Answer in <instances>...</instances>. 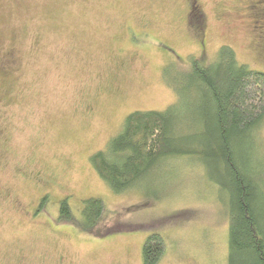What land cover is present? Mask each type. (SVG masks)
<instances>
[{
    "label": "rangeland",
    "instance_id": "obj_1",
    "mask_svg": "<svg viewBox=\"0 0 264 264\" xmlns=\"http://www.w3.org/2000/svg\"><path fill=\"white\" fill-rule=\"evenodd\" d=\"M186 1L0 0V264H142L153 232L158 264H227L228 197L194 157L118 195L89 162L131 112L176 102L163 68L175 78L227 45L264 72V0H196L191 20ZM258 140L264 156V121ZM90 197L106 209L95 232L56 223L60 200L78 217Z\"/></svg>",
    "mask_w": 264,
    "mask_h": 264
},
{
    "label": "trees",
    "instance_id": "obj_2",
    "mask_svg": "<svg viewBox=\"0 0 264 264\" xmlns=\"http://www.w3.org/2000/svg\"><path fill=\"white\" fill-rule=\"evenodd\" d=\"M188 63L186 70L176 67L175 78L165 68L161 72L176 102L164 111L131 112L89 162L118 195L131 190L158 164L194 157L228 197L227 264H264V178L254 167L264 166L258 140L264 121V72L239 64L227 45L217 50L209 65L194 57ZM183 115L191 118L192 129L179 134L175 123ZM46 199L41 198L36 213ZM67 201L60 200L56 223L95 232L106 213L102 200H83L78 217ZM165 245L161 234H149L142 245V264H158Z\"/></svg>",
    "mask_w": 264,
    "mask_h": 264
},
{
    "label": "flooded vegetation",
    "instance_id": "obj_3",
    "mask_svg": "<svg viewBox=\"0 0 264 264\" xmlns=\"http://www.w3.org/2000/svg\"><path fill=\"white\" fill-rule=\"evenodd\" d=\"M187 17L191 20L192 17L195 16V11L198 12V16L200 17V6L198 5L196 0H187Z\"/></svg>",
    "mask_w": 264,
    "mask_h": 264
}]
</instances>
